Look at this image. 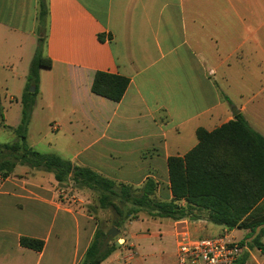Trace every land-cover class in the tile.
Returning <instances> with one entry per match:
<instances>
[{"label":"crops","instance_id":"0c3cea01","mask_svg":"<svg viewBox=\"0 0 264 264\" xmlns=\"http://www.w3.org/2000/svg\"><path fill=\"white\" fill-rule=\"evenodd\" d=\"M47 4L43 53L53 64L40 72L27 134L30 148L38 146L30 134L38 107L45 127L55 133L41 140L45 154L137 189L152 179L156 198L170 201L168 160L193 150L199 129L212 132L241 114L264 137V0ZM39 12L40 0H0V95L8 127L17 128L22 121ZM98 72L130 80L119 103L92 93ZM13 103L20 105L15 124L10 120ZM2 131L16 140L12 130L0 127ZM19 167L10 177H0V264H81L100 227V214L89 211L85 204L91 201L80 189L18 177ZM49 176L56 186L63 185ZM61 189L74 194L60 200ZM263 208L264 201L258 209ZM164 219L170 218L129 221L120 248L102 264H169L157 254L168 239L161 232L167 227ZM145 221L149 227L134 226ZM172 222V231L164 234L175 238L173 264L180 222L194 239L227 233L246 244V264H264V252L256 244L264 246V227L229 230L204 215ZM23 237L43 241L44 249L23 247Z\"/></svg>","mask_w":264,"mask_h":264},{"label":"trees","instance_id":"16d2710c","mask_svg":"<svg viewBox=\"0 0 264 264\" xmlns=\"http://www.w3.org/2000/svg\"><path fill=\"white\" fill-rule=\"evenodd\" d=\"M47 0H40L38 47L30 65L28 87L22 97V121L17 128L4 125V108L0 95V127L10 129L16 141L0 143V177H10L17 166L41 170L54 176L57 183L71 182L76 189H85L98 195L102 210L112 209L120 218L114 226L121 231L129 221L144 211L153 218L183 220L191 211L206 213L208 220L229 230L255 232L264 227V137L254 131L241 114L234 120L209 132L197 131L198 145L185 157L168 160L172 199L156 198L158 187L152 179L139 189L124 183H116L95 171L75 166L55 154H42L27 143L37 91H29L31 85L38 88L40 72L52 68V61L44 56ZM104 42L105 37L100 35ZM130 84L126 77L98 72L92 84V93L119 103ZM120 237L112 239L101 227L88 248L81 264H102L120 247ZM25 248L41 252L44 242L23 237ZM243 244V243H242ZM264 252V246L256 242ZM247 256L236 264H246Z\"/></svg>","mask_w":264,"mask_h":264},{"label":"rangeland","instance_id":"374dc122","mask_svg":"<svg viewBox=\"0 0 264 264\" xmlns=\"http://www.w3.org/2000/svg\"><path fill=\"white\" fill-rule=\"evenodd\" d=\"M32 87H33V85L30 86L29 91ZM35 99L36 98H34V101H35ZM16 105H17L16 103L12 104L13 112L11 113V116H10V120H12L11 124H15L14 123L15 118L18 119V116L20 114V110H19L20 105H17V106ZM34 111H35V108L33 107V112ZM30 134H31L32 142H34V141L38 142V146L36 147L35 150L42 153V154H45L46 151H44L45 150L44 145L41 143V140H42L44 135H47V137H49V136L52 137L53 135H55V133H53L49 129V127H47V126L45 127L44 119H43V113L40 110V108H38V107L36 108V117L33 120L31 130H30ZM15 141H16L15 136L11 132H8V131L0 132V143L1 144H9V143H13ZM24 169H27V167H19V172H17L18 177L29 178V177L34 176V179H37L36 181H39L42 185H46V186L54 185L53 187H74L73 184L69 181L64 183V185H62V186H56L54 184V182L51 180V177L49 176L50 173L48 174L45 171L34 170V171H36V174L34 172V175H32L33 174L32 170H24ZM39 178H40V180H39ZM71 191L72 192L71 193L69 192V195L74 194V190H71ZM81 191L84 194L83 198L87 199L89 202L91 201V204H85V206H87V208H89V211H95L97 214H100L99 221H100L101 229H103L107 233L113 227L116 228L114 226V222L116 220H118L120 217L112 209H106V210L99 212V210H98L99 208L95 207V206H99L98 195L95 194L94 192H91V191L85 190V189H83ZM94 209H96V210H94ZM203 215L206 216V213L202 212V211H191L188 218L191 216H193L195 218H198V217L201 218V217H203ZM142 217H150V216L148 215V213L146 211H144V212L140 213L137 218H142ZM162 222L167 227L165 228V226H164L161 229L162 230L161 232H163V235L167 236L168 239L164 238L162 240V244L160 245V251H158L157 254H158L159 258L162 257V259L167 261L169 264H173V260H174V254L173 253H174L175 248H176L175 247V238L174 237L171 238V237H169V235L164 234L165 230L172 231L171 228H172L173 222L170 219H164V220H162ZM134 226L135 227H141V228L149 227L147 224V221H145V223L136 222L134 224ZM151 227H153L152 231L158 232V229H156V227H154L153 225ZM117 230H119V229H117ZM123 232H124V229H123V227H121L120 233L115 238L123 237V235H124ZM206 236H208V237H206ZM110 238H112V237H110ZM115 238H112V239H115ZM204 238H212V237H210L209 235H205ZM117 244H118V242H117ZM243 244H245V243L243 242Z\"/></svg>","mask_w":264,"mask_h":264},{"label":"built area","instance_id":"2783aa9c","mask_svg":"<svg viewBox=\"0 0 264 264\" xmlns=\"http://www.w3.org/2000/svg\"><path fill=\"white\" fill-rule=\"evenodd\" d=\"M59 198H69V192L61 189ZM175 233L176 264H236L247 248L227 233L215 238L194 239L185 222L178 223Z\"/></svg>","mask_w":264,"mask_h":264},{"label":"water","instance_id":"95a60500","mask_svg":"<svg viewBox=\"0 0 264 264\" xmlns=\"http://www.w3.org/2000/svg\"><path fill=\"white\" fill-rule=\"evenodd\" d=\"M35 91H36V87L33 86V87L30 89V93H35ZM119 233H120V231L113 227V228L108 232V236H109V237H112V238H115Z\"/></svg>","mask_w":264,"mask_h":264}]
</instances>
